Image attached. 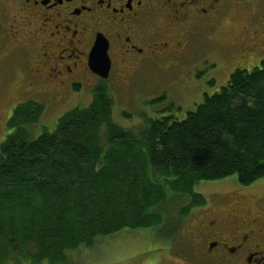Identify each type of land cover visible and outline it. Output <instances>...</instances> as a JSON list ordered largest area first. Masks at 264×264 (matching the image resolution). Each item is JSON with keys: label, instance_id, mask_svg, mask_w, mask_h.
<instances>
[{"label": "trees", "instance_id": "obj_1", "mask_svg": "<svg viewBox=\"0 0 264 264\" xmlns=\"http://www.w3.org/2000/svg\"><path fill=\"white\" fill-rule=\"evenodd\" d=\"M93 93L87 108L68 111L54 131L32 140L23 122H37L45 104L30 100L16 108L14 133L0 147V264H67V252L92 247L125 227H160L169 191L177 193L173 198H193L177 208L180 221L183 212L206 202L194 192L199 181L236 176L250 187L264 180V59L252 70L238 67L182 120L174 104L159 115L155 111L140 134L113 121L114 101L106 88ZM103 142L111 146L109 168H98L105 163ZM132 148L166 179L155 182L151 197L138 206L140 170L134 168L137 177L127 189L123 179L132 172L125 166ZM116 196L140 219L128 222L123 210L113 209Z\"/></svg>", "mask_w": 264, "mask_h": 264}, {"label": "flooded vegetation", "instance_id": "obj_2", "mask_svg": "<svg viewBox=\"0 0 264 264\" xmlns=\"http://www.w3.org/2000/svg\"><path fill=\"white\" fill-rule=\"evenodd\" d=\"M259 34L264 0H0V84H17L21 104L45 96L60 106L81 78L150 84L156 72L185 93L188 84H218ZM99 35L111 60L106 79L89 64ZM256 186L212 193L193 208L187 228H173L188 250L160 264H264V192Z\"/></svg>", "mask_w": 264, "mask_h": 264}, {"label": "rangeland", "instance_id": "obj_3", "mask_svg": "<svg viewBox=\"0 0 264 264\" xmlns=\"http://www.w3.org/2000/svg\"><path fill=\"white\" fill-rule=\"evenodd\" d=\"M249 39H252V37H249ZM247 43L251 49L244 62L229 64L222 74H220L218 84H188L187 90L189 92L185 93L176 90V87L180 84H168L169 78H164L161 73L158 74L156 72H151L149 78L150 84H147V81L143 78H139L133 84H115L113 82L114 79L108 84H88L84 78H81L79 84L68 85L69 90L66 91V102L60 106L55 102H50L49 97L42 96L37 99L38 102L45 104V108L37 122H23V125L27 129V139H36L47 130L50 132L54 131L60 118L68 111L76 107L87 108L93 101V91L96 87L106 88L112 97L114 101L113 121L124 128L134 129L136 134L143 132L145 120L153 117L156 110L164 108L172 101L176 103V118L182 120L186 117L187 112L196 110L198 105L203 102L205 94L213 95L220 91L238 67L252 70L260 65L264 59V34H259ZM176 72L177 70L173 74L175 75ZM23 85L26 86V84ZM75 86L78 87V91L74 89ZM0 87L1 147L8 137L14 133V128L10 122L15 117L16 108L22 105L21 102L23 101L21 99L23 95L17 84H0ZM28 93L32 97L31 92L28 91ZM165 93H167L166 96L168 97L166 102L161 103L156 101L160 95ZM18 102L20 103L19 105H17ZM14 106L16 107L13 109ZM177 107L181 109H177ZM103 144L106 147L103 153L105 163L103 165L98 164V168H109L110 161H108L107 155L111 146L104 142ZM142 150L145 151V148ZM125 162L127 164L125 166L131 167L132 170L130 175L126 173L123 178L126 183V189L130 187L129 184L137 177L135 176L134 168L140 170V176L136 178V185L138 187H135V204L138 206L137 203L139 202L140 205H144L151 197V190L153 191L154 186H157L155 182L166 181V179L162 180L160 173L149 169L147 161L141 158L139 152L134 148L126 153ZM260 183L261 185L259 184L258 186L257 184V188L255 187L256 192H264V180L260 181ZM241 187L237 177L231 176L219 181H199L194 185V192L208 199L212 193L226 194L231 190L241 189ZM252 190L244 192H253ZM168 194L172 197L163 205L164 209L162 207L166 220L160 227L153 226L147 229L136 230L131 227H125L109 238H99L98 242H94L92 247H82L79 250L67 252V264H160L164 260V257L168 259L176 256L178 251L185 254L188 246L184 235H182L181 231L174 235L177 228L174 231L173 228L179 226V224L181 225V223L182 230L187 228L193 216V213H191L192 209L195 207L193 206L191 209L183 212L180 221L178 215L179 209L177 210V208L188 201L189 203L190 201L192 202L193 198L190 199L188 196H182V198L175 197V199L173 195H176V192L169 191ZM104 208H106L105 204ZM114 208L123 210L128 222L140 219L141 214L137 213V211L136 215L134 214L135 211L132 212L133 216L128 213V207L125 205L124 198L117 199L116 196V200L113 202ZM151 211L154 212V209L152 208ZM128 216L132 219H129ZM168 217L171 218L170 222ZM19 259L23 258L19 256ZM19 262L21 263L22 261ZM19 262L17 260L8 261L9 264H20ZM22 264H29V262L23 261Z\"/></svg>", "mask_w": 264, "mask_h": 264}, {"label": "water", "instance_id": "obj_4", "mask_svg": "<svg viewBox=\"0 0 264 264\" xmlns=\"http://www.w3.org/2000/svg\"><path fill=\"white\" fill-rule=\"evenodd\" d=\"M90 67L92 71L106 79L110 75L111 60L108 55L107 39L99 35L90 55Z\"/></svg>", "mask_w": 264, "mask_h": 264}]
</instances>
